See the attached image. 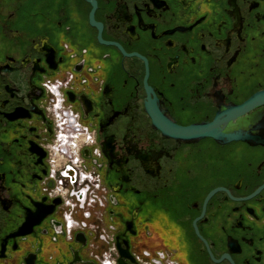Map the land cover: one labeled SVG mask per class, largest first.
<instances>
[{
	"label": "flooded vegetation",
	"instance_id": "1",
	"mask_svg": "<svg viewBox=\"0 0 264 264\" xmlns=\"http://www.w3.org/2000/svg\"><path fill=\"white\" fill-rule=\"evenodd\" d=\"M59 82L106 197L70 236ZM119 246L127 264H264V0H0V264H119Z\"/></svg>",
	"mask_w": 264,
	"mask_h": 264
},
{
	"label": "built area",
	"instance_id": "2",
	"mask_svg": "<svg viewBox=\"0 0 264 264\" xmlns=\"http://www.w3.org/2000/svg\"><path fill=\"white\" fill-rule=\"evenodd\" d=\"M46 87L56 98L51 112L57 133L54 145L49 148V165L51 176L57 182L54 194L62 197L67 207L64 213L67 233L70 236L76 231H96L98 228L90 226V221H101L106 197L99 177L88 167L83 154L85 150L98 154L99 149L95 148V139L88 128L80 123L72 107L66 105L62 84H48ZM69 170L76 174L74 183L66 176ZM80 195H83V201ZM103 238L101 232L100 239ZM94 258L99 264H115L105 253L96 254Z\"/></svg>",
	"mask_w": 264,
	"mask_h": 264
},
{
	"label": "water",
	"instance_id": "3",
	"mask_svg": "<svg viewBox=\"0 0 264 264\" xmlns=\"http://www.w3.org/2000/svg\"><path fill=\"white\" fill-rule=\"evenodd\" d=\"M203 127H197L196 129L199 130V129H202ZM217 138H220V136H216ZM241 138H246V137H242L241 135H231V136H228V139L229 140H233V139H241ZM85 153L87 154V151H85ZM73 173L71 171H68L67 172V175H72ZM75 180V178L73 177V181ZM80 200L83 201L84 200V197L83 195H80ZM77 240L78 242H82L84 244L85 242V239H84V236L83 235H78L77 237ZM120 245V244H119ZM119 249H120V252H121V256L122 258L119 260V264H127L125 262V258H131V256L129 255L128 251L127 250H123L120 246H119ZM80 261V257L78 255V253H75V259H74V264L79 262ZM72 263V264H73ZM88 264H95L93 262H88Z\"/></svg>",
	"mask_w": 264,
	"mask_h": 264
},
{
	"label": "rangeland",
	"instance_id": "4",
	"mask_svg": "<svg viewBox=\"0 0 264 264\" xmlns=\"http://www.w3.org/2000/svg\"><path fill=\"white\" fill-rule=\"evenodd\" d=\"M61 244H62V241H61ZM65 244V243H64ZM46 248H47V250H48V245H46L45 247H44V250L46 251ZM43 250V251H44ZM63 255L66 257L65 259H62L61 260V262H63V263H65L67 260H68V253H67V251L66 252H63Z\"/></svg>",
	"mask_w": 264,
	"mask_h": 264
}]
</instances>
